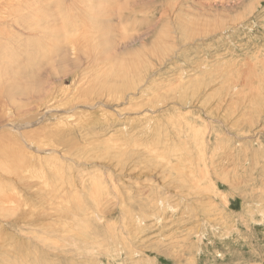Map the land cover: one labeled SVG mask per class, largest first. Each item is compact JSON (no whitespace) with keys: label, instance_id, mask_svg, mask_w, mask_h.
<instances>
[{"label":"rangeland","instance_id":"374dc122","mask_svg":"<svg viewBox=\"0 0 264 264\" xmlns=\"http://www.w3.org/2000/svg\"><path fill=\"white\" fill-rule=\"evenodd\" d=\"M19 2H0V264H264V0H47L37 26Z\"/></svg>","mask_w":264,"mask_h":264},{"label":"bare ground","instance_id":"6f19581e","mask_svg":"<svg viewBox=\"0 0 264 264\" xmlns=\"http://www.w3.org/2000/svg\"><path fill=\"white\" fill-rule=\"evenodd\" d=\"M0 2H1V0H0ZM6 2L7 1H5V4H6ZM54 2V1H53ZM55 2H56V0H55ZM10 2H8V4H9ZM4 4V3H3ZM6 6V5H5ZM9 6H10V4H9ZM9 6H7V8L9 7ZM56 6V5H55ZM18 8H19V10L20 11H27V13H26V18H28V19H31V20H33L34 22H32V23H34L35 25H36V22H40V21H43V20H45V19H49V18H53V17H49V16H51L52 15V13H51V11H49L51 8H52V5H50L48 2H47V0H20V2L18 3ZM55 14H57V13H55ZM52 16H54V15H52ZM56 17V16H55ZM58 17V16H57ZM68 19H63L62 20V23H60L61 24V26L63 27V30H61L62 29V27H59V28H61L60 30L62 31V32H65L66 31V29L68 30V32H69V30H72V31H76L78 34L75 36V39L74 40H72L73 38H70L69 36H64L65 38H64V40H66V42H67V47L68 48H70L71 49V51L74 53V56H76V58L77 57H79V54H80V52H81V30L83 29V27H84V23H83V21L84 20H82V18L80 19V20H82V21H78V20H76L75 18L73 19L72 17H67ZM70 19V20H69ZM49 21V20H48ZM59 21H60V19H59ZM29 23V22H28ZM30 24V23H29ZM38 25V24H37ZM36 25V26H37ZM69 26L71 27V28H69ZM64 28H65V30H64ZM85 29V28H84ZM68 32H65L64 34H66V33H68ZM87 33V32H86ZM42 34V33H41ZM88 34V33H87ZM86 36V35H85ZM61 36L60 35H58L57 34V38H59L60 40H61V38H60ZM72 37V36H71ZM82 37H84V35L82 36ZM89 38V37H88ZM59 39L56 41L57 43H61V41H59ZM90 39V38H89ZM90 41V40H89ZM94 42V41H93ZM98 43V42H97ZM92 44V43H91ZM61 45H62V43H61ZM98 45V44H97ZM63 46V45H62ZM85 47V46H84ZM94 48V47H93ZM99 49V48H98ZM53 52H54V50H52L51 52H50V54L52 55L53 54ZM141 82V81H140ZM108 92V91H107ZM113 92V91H112ZM111 92V93H112ZM103 95V94H102ZM111 97V96H110ZM130 98V97H129ZM150 110V109H149ZM100 111V110H99ZM106 116V115H105ZM67 116H65V118H66ZM70 117V116H69ZM115 117V116H114ZM32 121V120H31ZM67 122V121H66ZM65 122V123H66ZM61 123L62 124H64V120L63 121H59L58 122V124L57 125H61ZM68 123V122H67ZM85 123V122H84ZM55 125V124H54ZM78 128V127H77ZM38 129H42V127L40 128H38ZM55 129V128H54ZM43 130H44V127H43ZM47 132H45L44 131V133L46 134V136L44 135V137L46 138L48 135H50L51 134V132L52 131H49V130H46ZM54 131V130H53ZM14 132V131H13ZM39 132H41L40 130L39 131H33L32 132V134L34 133H37V134H39V135H43V132H42V134H40ZM53 133V132H52ZM14 134V133H13ZM18 134V133H17ZM20 134H21V132H20ZM34 134H33V136H34ZM22 135V134H21ZM20 135V138H22V136L24 135H22L21 136ZM38 135V136H39ZM13 136V135H12ZM26 136V135H25ZM24 136V137H25ZM31 136V135H30ZM14 137V136H13ZM36 137V136H35ZM49 137V136H48ZM53 137V136H52ZM19 138V139H20ZM49 138H51V137H49ZM25 140L27 139V137L26 138H24ZM24 139L22 140V141H24ZM34 141L35 140H30V139H28V141H25L24 142V149H27V147L28 146H31V145H33L34 147H36V149H37V151H38V154H40V153H42V152H44V151H46V147L44 148L45 150H41V146H40V144L38 143V142H36V143H34ZM10 142H12V140L10 141ZM19 146V145H18ZM20 147V146H19ZM18 147V148H19ZM23 148V147H22ZM22 148H19V151H21L20 149H22ZM23 149V150H24ZM49 149V148H48ZM50 151V153L51 154H53L55 151L54 150H48V151H46V152H44V153H47V152H49ZM26 153H27V150H26ZM26 153H24V154H26ZM9 154V153H8ZM35 154V153H34ZM26 155H29V154H26ZM6 156V155H5ZM8 156V155H7ZM12 156V155H11ZM34 157H35V155H33ZM32 156V157H33ZM50 156V155H49ZM203 156V155H202ZM53 159V158H52ZM64 213V212H63ZM68 216V215H67Z\"/></svg>","mask_w":264,"mask_h":264}]
</instances>
